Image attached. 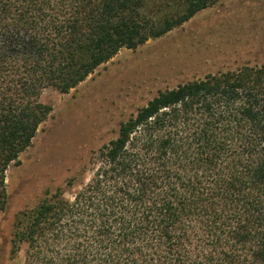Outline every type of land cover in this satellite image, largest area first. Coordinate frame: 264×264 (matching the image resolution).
Returning <instances> with one entry per match:
<instances>
[{
	"label": "trees",
	"instance_id": "obj_1",
	"mask_svg": "<svg viewBox=\"0 0 264 264\" xmlns=\"http://www.w3.org/2000/svg\"><path fill=\"white\" fill-rule=\"evenodd\" d=\"M216 0H0V217L7 172L68 94L121 50ZM92 178L16 217L24 264H264V65L160 92L91 161ZM74 182H68L72 188Z\"/></svg>",
	"mask_w": 264,
	"mask_h": 264
},
{
	"label": "rangeland",
	"instance_id": "obj_2",
	"mask_svg": "<svg viewBox=\"0 0 264 264\" xmlns=\"http://www.w3.org/2000/svg\"><path fill=\"white\" fill-rule=\"evenodd\" d=\"M264 65V0H216L183 26L135 50L123 49L68 94L49 89L52 107L19 164L7 172L8 204L0 217V264L12 257L18 214L47 193L67 197L92 178L93 157L118 136L120 125L160 92L208 75ZM74 182L72 188L69 181Z\"/></svg>",
	"mask_w": 264,
	"mask_h": 264
}]
</instances>
